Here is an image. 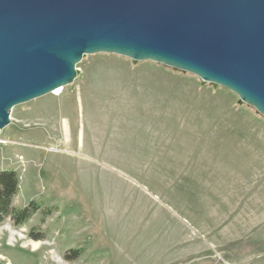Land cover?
Segmentation results:
<instances>
[{"label": "rangeland", "instance_id": "obj_1", "mask_svg": "<svg viewBox=\"0 0 264 264\" xmlns=\"http://www.w3.org/2000/svg\"><path fill=\"white\" fill-rule=\"evenodd\" d=\"M76 69L0 130L12 203L38 207L0 223V264H264V117L152 61Z\"/></svg>", "mask_w": 264, "mask_h": 264}, {"label": "water", "instance_id": "obj_2", "mask_svg": "<svg viewBox=\"0 0 264 264\" xmlns=\"http://www.w3.org/2000/svg\"><path fill=\"white\" fill-rule=\"evenodd\" d=\"M94 53L195 75L264 117V0H0V130Z\"/></svg>", "mask_w": 264, "mask_h": 264}, {"label": "trees", "instance_id": "obj_3", "mask_svg": "<svg viewBox=\"0 0 264 264\" xmlns=\"http://www.w3.org/2000/svg\"><path fill=\"white\" fill-rule=\"evenodd\" d=\"M18 191V176L14 170L0 171V223L10 218L15 224L25 222L30 214L37 210L33 202L23 208H17L12 201Z\"/></svg>", "mask_w": 264, "mask_h": 264}, {"label": "bare ground", "instance_id": "obj_4", "mask_svg": "<svg viewBox=\"0 0 264 264\" xmlns=\"http://www.w3.org/2000/svg\"><path fill=\"white\" fill-rule=\"evenodd\" d=\"M52 92H53V91H52ZM52 92H51V93H52ZM5 227H7V228L10 230V237L13 238V237H14V233H15L16 230L14 231V230L11 229L9 226H5ZM58 264H62V263L58 262Z\"/></svg>", "mask_w": 264, "mask_h": 264}, {"label": "flooded vegetation", "instance_id": "obj_5", "mask_svg": "<svg viewBox=\"0 0 264 264\" xmlns=\"http://www.w3.org/2000/svg\"><path fill=\"white\" fill-rule=\"evenodd\" d=\"M37 210H35L34 212H36ZM49 212V211H48Z\"/></svg>", "mask_w": 264, "mask_h": 264}]
</instances>
